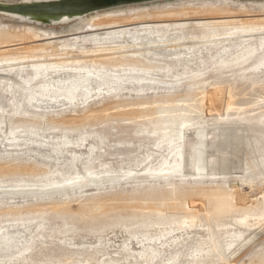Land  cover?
<instances>
[{"label":"rangeland","instance_id":"1","mask_svg":"<svg viewBox=\"0 0 264 264\" xmlns=\"http://www.w3.org/2000/svg\"><path fill=\"white\" fill-rule=\"evenodd\" d=\"M0 264H264V0L0 16Z\"/></svg>","mask_w":264,"mask_h":264},{"label":"water","instance_id":"2","mask_svg":"<svg viewBox=\"0 0 264 264\" xmlns=\"http://www.w3.org/2000/svg\"><path fill=\"white\" fill-rule=\"evenodd\" d=\"M154 0H0V16L39 25H61L114 6Z\"/></svg>","mask_w":264,"mask_h":264},{"label":"bare ground","instance_id":"3","mask_svg":"<svg viewBox=\"0 0 264 264\" xmlns=\"http://www.w3.org/2000/svg\"><path fill=\"white\" fill-rule=\"evenodd\" d=\"M146 2V1H145ZM138 3H141V2H138ZM130 4H134V3H130ZM124 5H126V4H124ZM218 94H219V92H218ZM214 102H215V100L213 99V106H214ZM87 182H90V181H87ZM87 182H85L84 184H86ZM94 182V181H93Z\"/></svg>","mask_w":264,"mask_h":264}]
</instances>
